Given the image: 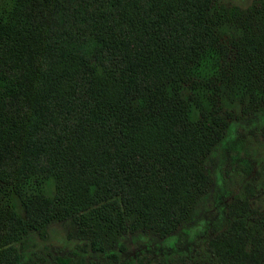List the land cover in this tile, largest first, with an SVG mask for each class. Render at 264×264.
I'll use <instances>...</instances> for the list:
<instances>
[{
    "label": "trees",
    "instance_id": "16d2710c",
    "mask_svg": "<svg viewBox=\"0 0 264 264\" xmlns=\"http://www.w3.org/2000/svg\"><path fill=\"white\" fill-rule=\"evenodd\" d=\"M214 1L0 0V264L18 261L13 198L31 222L118 214L168 236L194 217L220 96L264 95L226 73Z\"/></svg>",
    "mask_w": 264,
    "mask_h": 264
},
{
    "label": "rangeland",
    "instance_id": "374dc122",
    "mask_svg": "<svg viewBox=\"0 0 264 264\" xmlns=\"http://www.w3.org/2000/svg\"><path fill=\"white\" fill-rule=\"evenodd\" d=\"M211 13L228 47L232 66L226 73L264 79V0H215ZM227 98L217 103L224 117L217 126L229 135L203 156L209 182L193 218L168 236L144 228L133 232L118 214L107 221L62 209L31 222L13 198L24 220L12 243L14 264H58L56 255L74 264H264V95ZM103 249L113 254L107 257Z\"/></svg>",
    "mask_w": 264,
    "mask_h": 264
}]
</instances>
